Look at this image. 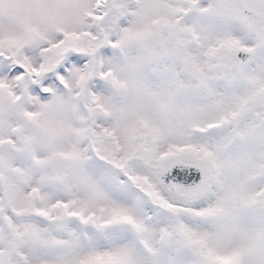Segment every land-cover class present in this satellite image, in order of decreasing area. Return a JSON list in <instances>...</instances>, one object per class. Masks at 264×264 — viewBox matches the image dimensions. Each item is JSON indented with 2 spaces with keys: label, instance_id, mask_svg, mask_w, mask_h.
Segmentation results:
<instances>
[{
  "label": "snow or ice",
  "instance_id": "6c2138e0",
  "mask_svg": "<svg viewBox=\"0 0 264 264\" xmlns=\"http://www.w3.org/2000/svg\"><path fill=\"white\" fill-rule=\"evenodd\" d=\"M0 264H264V0H0Z\"/></svg>",
  "mask_w": 264,
  "mask_h": 264
}]
</instances>
